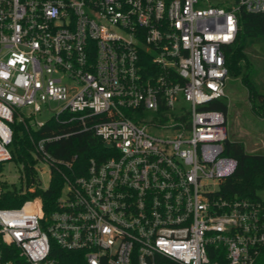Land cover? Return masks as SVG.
<instances>
[{"label": "built area", "instance_id": "obj_1", "mask_svg": "<svg viewBox=\"0 0 264 264\" xmlns=\"http://www.w3.org/2000/svg\"><path fill=\"white\" fill-rule=\"evenodd\" d=\"M242 11L264 0H0V163L21 123L64 180L48 213L39 196L0 206V264L254 263L264 201L220 195L237 159L209 107L228 97ZM52 102L50 120L91 131L108 155L77 166L46 147L73 131L35 140L50 120L31 117Z\"/></svg>", "mask_w": 264, "mask_h": 264}, {"label": "trees", "instance_id": "obj_2", "mask_svg": "<svg viewBox=\"0 0 264 264\" xmlns=\"http://www.w3.org/2000/svg\"><path fill=\"white\" fill-rule=\"evenodd\" d=\"M257 38L264 40V12L242 11L236 41L227 48V64L230 78H241L252 100V108L264 117V83L259 81L261 75H264V70L254 68L249 54V49ZM209 107L221 110L225 114L228 112V103L225 100L217 101ZM67 131H73V133L68 137L46 144L47 149L56 158L70 159L77 154L78 166L85 165L92 157L108 155L103 142L91 131H81L76 122L62 125L50 120L44 128L34 132V137L38 140ZM11 150L13 159L23 163L27 177V191L24 192V189L5 190L0 194V206H20L27 199L39 196L45 212L54 210L56 200L62 194L64 180L59 172L53 170L47 188L37 187L34 191H29L38 180L34 166L37 158L32 152L33 144L28 132L21 123L14 124ZM225 154L237 159V167L235 172L220 185V195L229 201L245 199L252 202H263L264 199L259 195V191L264 189V153L249 152L243 142L231 140L228 136L225 142ZM67 264L72 263L67 262ZM253 264H264V245L260 248Z\"/></svg>", "mask_w": 264, "mask_h": 264}, {"label": "rangeland", "instance_id": "obj_3", "mask_svg": "<svg viewBox=\"0 0 264 264\" xmlns=\"http://www.w3.org/2000/svg\"><path fill=\"white\" fill-rule=\"evenodd\" d=\"M249 54L254 68L264 70V40L257 38ZM264 83V75L259 80ZM228 97L224 99L228 103L227 127L228 136L231 140L241 141L245 144L247 151L264 153V117L260 116L252 108L247 88L241 81V78H229L227 82ZM62 103L52 102L51 106L44 107L41 112L33 114L31 117L33 129L35 121L46 122L50 120L55 113L59 111ZM178 106H188V102L180 97L177 101ZM24 115L31 112V108L26 106L21 109ZM35 170L38 174L37 179L42 181V185L47 187L50 183L51 176L48 167L38 159L35 161ZM27 177L23 168V163L18 160H10L0 163V194L7 189L20 190L26 188ZM218 188V187H217ZM33 191V189H29ZM259 195L264 199V189L259 191Z\"/></svg>", "mask_w": 264, "mask_h": 264}]
</instances>
